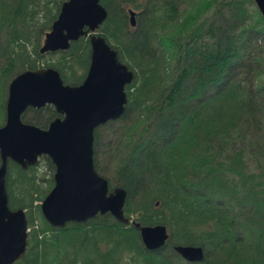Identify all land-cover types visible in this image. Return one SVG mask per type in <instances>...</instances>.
Segmentation results:
<instances>
[{
  "label": "trees",
  "instance_id": "1",
  "mask_svg": "<svg viewBox=\"0 0 264 264\" xmlns=\"http://www.w3.org/2000/svg\"><path fill=\"white\" fill-rule=\"evenodd\" d=\"M64 1L0 0V127L8 85L22 71L50 67L64 84L83 81L88 37L66 51L39 52ZM100 4L107 17L97 32L134 78L125 88L123 115L94 132V166L110 190L126 191V218L163 225L169 239L149 251L131 223L120 224L110 214L52 228L40 203L53 187L54 165L47 157L27 169L8 162V206L25 211L28 229L25 255L15 264H181L175 246L202 248L203 260L186 264H264V219L261 226L256 216L242 226L237 211L238 192L246 185L260 197L258 204L264 200L263 166L248 174L258 162L264 165V25L252 0ZM57 117L46 105L27 109L21 119L46 129ZM115 123L123 134L117 147L105 144L115 169L104 173L101 134L109 137ZM242 198V204L251 203Z\"/></svg>",
  "mask_w": 264,
  "mask_h": 264
},
{
  "label": "water",
  "instance_id": "2",
  "mask_svg": "<svg viewBox=\"0 0 264 264\" xmlns=\"http://www.w3.org/2000/svg\"><path fill=\"white\" fill-rule=\"evenodd\" d=\"M252 2L264 25V0ZM106 17L100 0H66L44 36L40 54L66 51L70 43L89 38V67L79 85L64 84L59 72L50 67L24 70L8 85L5 122L0 127V264H15L24 257L28 235L25 211L8 206V162L27 169L41 157H47L55 168L53 187L40 203L41 214L52 228L85 224L110 214L120 224L131 223L149 251L160 249L169 239L163 225L141 226L126 218V191L110 190L94 166V132L123 115L125 88L134 78L117 51L97 32ZM129 20L134 27L133 11ZM46 105L59 115L46 129L22 122L27 109ZM174 251L187 263L201 262L204 257L197 246H175Z\"/></svg>",
  "mask_w": 264,
  "mask_h": 264
},
{
  "label": "rangeland",
  "instance_id": "3",
  "mask_svg": "<svg viewBox=\"0 0 264 264\" xmlns=\"http://www.w3.org/2000/svg\"><path fill=\"white\" fill-rule=\"evenodd\" d=\"M247 6H249V4H247ZM222 15L224 17L228 16L226 13H223ZM134 120H135V116L132 118L131 121H134ZM109 128L110 127H108V129ZM111 129H113V133H110L111 135L109 137L107 136L108 133L106 134L105 131L102 132V134H101V139L103 140V144H102L101 154H99L98 158H99V165L103 169L104 173H106L110 169H115V165L114 164L112 165L110 162L111 159L108 158V153L105 149V147H106L105 144H109L110 142H113V145H112L113 148L117 147V145H115V144L119 141L121 142V137L123 134L122 125H119V123L113 124L111 126ZM120 142L118 143V145L120 144ZM260 158L261 157L259 156V160H260ZM255 163H256V161H253L252 165H254ZM261 165L264 168L263 163L261 164L259 162L256 165L251 166L248 174H252V172H254V173L259 172L260 168H262ZM229 180H230L231 185L236 183V179H233V178L231 179V177H229ZM244 187H245V189L240 188V190H239L240 193L238 192V197H237L238 204H239V207L237 208V211H238L239 217H240L239 223H240V225L244 226V225L248 224L247 219H250V218L256 216L257 222L261 226L262 220L264 219V212H263L264 209H262L261 205H262V202H264V200H262V202L258 204L257 199L259 200L260 197H257V196L254 197L252 194L250 195L249 190H248V186L246 185ZM243 196L249 197L251 199V203L242 204V201H243L242 197ZM256 211H257V214H256ZM258 211L261 212L259 215H258ZM258 216H260V219H258ZM260 226H259V228H260ZM263 232H264V229H263ZM242 235L244 236V233H242ZM252 243H253V241H252ZM211 257H213L212 254L210 256V259H211ZM181 264H186V263H185V261H182Z\"/></svg>",
  "mask_w": 264,
  "mask_h": 264
}]
</instances>
